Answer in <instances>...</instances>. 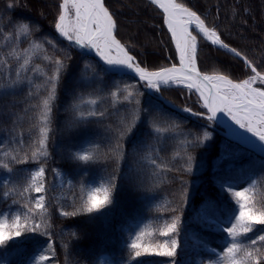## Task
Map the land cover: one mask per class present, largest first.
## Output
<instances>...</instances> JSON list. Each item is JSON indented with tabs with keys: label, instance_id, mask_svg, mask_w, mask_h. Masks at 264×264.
Returning a JSON list of instances; mask_svg holds the SVG:
<instances>
[{
	"label": "snow or ice",
	"instance_id": "1",
	"mask_svg": "<svg viewBox=\"0 0 264 264\" xmlns=\"http://www.w3.org/2000/svg\"><path fill=\"white\" fill-rule=\"evenodd\" d=\"M148 2L162 13L163 25L174 46L178 63L149 69L140 62L132 52L133 46L122 43L118 38L117 13L110 8L107 0H57L56 12L51 20L54 31L40 36H37L41 32L38 23L28 16L15 15L19 9H29L30 0H5L0 13H7V20L0 14V24L6 22L11 31L0 32L3 41L0 47V202L17 198L11 199L8 210L0 212V250L24 244L31 239L29 234L43 236L47 240L34 250L29 264H59L50 231L48 194L51 188L45 177L51 159L49 141L54 131L58 89L61 82L75 71L73 50H79L81 58L90 56L95 64L85 61L78 69L71 99L65 109L68 114L67 129L93 122L103 124L109 112L108 109L100 110L98 105L107 98L111 99V107L116 112H119L117 105L127 103L133 107L125 108V114L115 123L104 125V141H89L87 146L81 145L70 152L69 159L74 162L82 165L103 162L112 166V172L98 186L81 184L79 204H76L75 196L71 197L72 210H66V206L61 205L57 209L59 216L73 218L100 213L113 203V193L120 179L135 183L144 178L146 169H151V178L155 181L161 173L173 171L171 166L162 163L153 154L151 144L142 137L148 141L182 137L183 155L174 153L172 159L184 161L180 168L175 169L183 173L193 172L195 157L189 149L213 141V133L208 130L213 123L226 125L229 136L237 137L264 152V70H260L258 64L239 49L225 43L215 26H209L206 17L202 18V14H198L186 2ZM40 15L44 16L45 13L41 12ZM25 40L28 46L22 48L20 45ZM201 40L225 49L242 61L244 78L234 79L231 74L221 70L211 73L202 71L199 67ZM62 41L67 42L63 47ZM37 59L43 64L35 63ZM101 62L104 73H131L134 83H124L122 86L113 83L107 97H101L96 91V86L103 82L97 72ZM35 77H42L39 84L35 83ZM25 82L30 87L24 101L16 100L14 97ZM166 85H182L197 95V103L202 110L194 111L185 106L182 111L207 121L206 125H200L202 131L185 129L175 119L160 122L156 113L163 109L159 106H154L155 111L141 107L140 97L145 93L138 86L159 93L161 87ZM86 88L93 91L85 94L83 89ZM41 89L46 95H40ZM34 98L37 102L31 103ZM21 102L26 106L18 110ZM30 112L32 116H29V120L34 121L31 129L36 130V135L25 148L23 132H17L16 126ZM138 140L146 147L134 148L132 161L128 163L130 154L127 145ZM222 151L225 155L230 154L232 150L228 142H225ZM29 163L35 167H16ZM126 164L127 175H122ZM261 171L264 172V165ZM52 172L55 177H63L58 168H53ZM21 175L26 181L22 188L13 181L14 176ZM68 183L71 187V182ZM180 183L176 206H163L172 213L171 218L165 219L157 229L144 228L136 232L126 245L128 259L122 264H132L145 254L167 258L165 264H178L181 216L189 202L185 182L181 180ZM257 184L258 181L252 180L247 187H238L226 180L220 185V191L227 193L230 206L204 202L197 212V219H203L209 229L225 234V242L219 251L216 247L205 245L204 250L209 257L199 264H264V201L250 194V189L254 190ZM159 186V183H153L154 188ZM21 199L24 201L21 208L26 211L12 213V205L20 204ZM171 203L168 202L169 205ZM156 233L164 239L153 241L151 238ZM146 236L150 238L148 242H145ZM70 237L78 240L79 233L72 232ZM64 248H68L67 243ZM76 264L82 262L77 261ZM83 264H87V261Z\"/></svg>",
	"mask_w": 264,
	"mask_h": 264
},
{
	"label": "trees",
	"instance_id": "2",
	"mask_svg": "<svg viewBox=\"0 0 264 264\" xmlns=\"http://www.w3.org/2000/svg\"><path fill=\"white\" fill-rule=\"evenodd\" d=\"M110 8L117 13L119 22L118 38L122 43H130L132 52L138 60L149 69H156L162 66H170L176 63L175 51L169 37L163 30L162 13L150 5L147 0H107ZM177 2H186L206 17V23L215 28L221 34L225 43L235 47L258 64L260 70H264V0H177ZM5 0H0V10L4 7ZM57 0H30V8L27 10L19 9L16 16H28L32 21L39 24L41 32L37 36L48 35L54 30L51 26V20L56 12ZM247 9V11H245ZM45 13L41 16L40 13ZM7 20V13H0ZM11 31L7 23L0 24V32ZM62 41L61 47L66 45ZM3 41L0 38V47ZM27 47L25 40L21 45ZM51 52V49H49ZM74 61L72 75L61 82L58 89V100L55 107V116L53 121V133L49 141V152L51 159L47 165L46 183L51 188L49 192L51 213L50 223L52 227V239L55 244L59 264H76L77 261L87 264H100L102 257H109L119 264L128 259L127 243L131 238L130 231L135 227L148 230L157 229L165 219H170L172 213L164 209L163 206H176L178 194L181 188V180L185 182L189 193V202L181 216V232L178 237L180 241L178 264H199L201 260H207L209 253L205 249L216 247L224 243V235L214 229H209L203 219H197V212L203 206L204 202L225 204L230 206V198L227 193L220 191V185L226 180L230 183H240L248 179L258 181L255 189H250V194L254 195L259 201H264V172L261 171L264 165V158L253 154L226 139L219 130L212 124L208 130L213 133V141L206 142L205 145L190 148L191 154L195 157L192 173H183L176 171L180 168L183 160L177 158L173 160V154L180 152L183 155L182 137L175 139L150 140L142 137L151 144L154 155L165 164L173 168V171L161 173L158 180L151 178V169L145 170L144 178L135 183H130L127 179H120L118 187L113 193V203L103 209L100 213L86 214L79 217L64 218L59 216L57 209L64 205L66 210H72L73 201L71 197H76V204H79L81 195L80 186L99 185L102 180L107 179L112 172V166L103 162L91 165H82L69 159L71 151L78 149L81 145L87 146L89 141H104L106 133L104 125L115 123L120 116L125 114V108L131 109L133 105L127 103L117 105L119 112L111 107V99L107 98L99 103L100 110L108 109L109 117L103 124L95 123L81 125L80 127L67 129L65 127L68 114L65 109L70 102L73 81L78 74L79 67L89 61L95 64L90 57L81 58L78 52L73 50ZM35 63L43 64V61L37 59ZM47 68V66H45ZM199 67L202 71L211 73L214 70H221L231 74L234 79L244 78V66L239 59L213 47L204 40L200 41ZM50 70V69H49ZM99 76L103 82L96 86V91L101 97H107L113 83H134L128 76H114L106 74L101 67L97 68ZM42 77H35V83L39 84ZM25 82L18 94L14 97L16 100L24 101L25 94L29 89ZM145 95L140 97L141 107L153 109L159 106L162 112H157V118L160 122L169 119H175L180 122L185 129L199 130L200 125H206L207 121L198 117L177 112L167 107L154 95L146 92L142 86H138ZM80 91V89H77ZM84 93H90L92 88L83 89ZM160 94L169 100L179 109L185 106L193 108L194 111H201L197 103V97L184 88H162ZM40 95H46L41 89ZM31 103H36L37 99H32ZM21 102L18 110L25 107ZM87 107V106H85ZM32 113L24 116L23 120L18 122L17 132H23L25 148L30 144L32 137L36 135V130L31 129L29 120ZM225 142L231 146V152L225 155L222 151ZM146 144L136 141L134 144L127 145L129 155L128 163L132 161V152L134 148L144 149ZM17 168L31 169L35 165L21 164ZM58 168L62 171L63 177H55L52 169ZM86 169V170H84ZM128 165L124 166L123 174L127 175ZM21 188L25 184L23 176L13 177ZM71 182V187L68 182ZM159 183V188H154L153 183ZM35 195V194H33ZM10 198L6 203L0 202V212L8 210L11 204ZM60 198V199H56ZM66 198V199H65ZM172 201L169 205L168 202ZM12 205V213L26 211L21 208L23 203ZM180 214V213H177ZM79 233V239L70 237V233ZM31 239L22 245H15L0 250V264H29V259L35 254L47 240L46 237L29 234ZM251 235V234H250ZM145 242L149 237H145ZM163 240L158 233L151 238ZM68 248H64V244ZM167 258L155 255L145 254L132 264H165Z\"/></svg>",
	"mask_w": 264,
	"mask_h": 264
},
{
	"label": "water",
	"instance_id": "3",
	"mask_svg": "<svg viewBox=\"0 0 264 264\" xmlns=\"http://www.w3.org/2000/svg\"><path fill=\"white\" fill-rule=\"evenodd\" d=\"M164 29H165V26H164ZM215 47H216V46H215ZM216 48H218V47H216ZM218 49H220V50H222L223 52H225V53L231 55V54L228 53L225 49H222V48H218ZM77 51H79V50H77ZM231 56H232V55H231ZM101 67H103V66H102V62H101ZM110 74H114V75H127V76L132 77V74H131V73H125V72H123V71H116V72H113V73H110ZM160 99H161L166 105H168L169 107L174 108V107H173L168 101H166V100H164V99H162V98H160ZM215 124H216V125L222 130L223 134H224L227 138L233 140L234 142H236V143L239 144L240 146H242V147H244V148H246V149H248V150L254 152L255 154H257V155H259V156H261V157L264 158V152H261L258 148L253 147L252 145H249V144L244 143L243 141L239 140L237 137L229 136V135H228V129H227V126H226V125H224V124H219V123H215Z\"/></svg>",
	"mask_w": 264,
	"mask_h": 264
},
{
	"label": "rangeland",
	"instance_id": "4",
	"mask_svg": "<svg viewBox=\"0 0 264 264\" xmlns=\"http://www.w3.org/2000/svg\"><path fill=\"white\" fill-rule=\"evenodd\" d=\"M236 186H238V187H247L248 185H247L246 182H244V183L238 184V185H236ZM140 230H141V229H140L139 227H136V228L132 229V230L130 231L131 237H132L136 232H138V231H140ZM223 244H224V243H220V244L218 245V247L220 248V246H222ZM100 264H119V263H117V262L114 261V260H111L110 258H102V259H100Z\"/></svg>",
	"mask_w": 264,
	"mask_h": 264
},
{
	"label": "bare ground",
	"instance_id": "5",
	"mask_svg": "<svg viewBox=\"0 0 264 264\" xmlns=\"http://www.w3.org/2000/svg\"><path fill=\"white\" fill-rule=\"evenodd\" d=\"M166 86H172V85H166ZM218 115H220V114H218ZM226 119V118H225ZM229 124L231 123V122H228ZM233 127H235V126H233ZM237 131H242V130H239V129H237ZM256 148H258V147H256ZM259 149V148H258Z\"/></svg>",
	"mask_w": 264,
	"mask_h": 264
}]
</instances>
